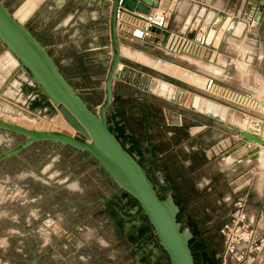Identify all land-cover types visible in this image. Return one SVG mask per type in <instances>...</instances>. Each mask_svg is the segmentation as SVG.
Masks as SVG:
<instances>
[{
	"label": "rangeland",
	"instance_id": "374dc122",
	"mask_svg": "<svg viewBox=\"0 0 264 264\" xmlns=\"http://www.w3.org/2000/svg\"><path fill=\"white\" fill-rule=\"evenodd\" d=\"M0 1L14 14L24 0ZM48 3L56 9L50 0H45V7ZM43 7L35 22L31 24L25 20L23 25L41 44L64 45L59 46V53L70 66L61 67V70L73 80L72 86L89 107L97 112L104 99L101 81L106 76L105 72L92 73L91 70L97 72L98 68L94 70L92 62L80 64L75 55L78 51L76 47L87 44L78 41L79 33L86 34L88 30L97 29L101 22L77 21L73 29L57 28L58 21L53 20L51 12ZM75 29L79 30L78 33H74ZM46 31L50 33L44 38ZM119 42L121 51L129 50L132 54L121 56L122 60L145 71L152 80L143 82V85L149 86V91H146L147 95L142 94L144 97L140 102L136 101L135 92L129 89H125L124 98H114L107 112L108 127L127 144L123 130L126 128L134 132V140L138 144L143 142L141 125L145 119L162 122L167 128H179L188 122L197 126L206 125L202 140L209 162L175 187L173 195L179 207L178 220L190 229L194 238L192 248L199 260L203 255L205 264H235L232 259L224 258L219 229L229 220L234 203L245 194V187L250 184L249 175L248 178L238 175L241 171L224 172V160L238 155L239 151L233 155L230 152L240 146L241 140L233 131L215 124L216 120H221L219 117L191 107L189 100L198 96L225 107L227 114L221 121L233 129L245 127V122L253 118L260 120L254 125L259 130L264 125V105L255 111L241 112L209 97L204 91V82L207 77H214L221 86L251 94L258 102L253 92L228 87L250 83L227 80L215 67L189 64L182 58L190 57L166 55L147 43ZM48 52L53 53L51 48ZM197 60L208 63L205 59ZM221 64L216 66L220 68ZM163 65L171 69L170 72H165ZM91 76L99 81L83 85ZM76 77L79 83L74 82ZM155 80L174 85L175 91H182L179 101L167 100L166 93L152 91ZM243 113L250 119L246 120ZM21 119L30 123L32 130L67 131L57 123L60 121L63 124L59 113L40 94L27 73L6 58V50L0 45V120L16 123ZM258 130L255 129V132L258 133ZM69 134L79 137L71 131ZM261 135L264 139V131ZM22 141L21 136L0 130V151H7ZM250 145L258 149L255 144ZM129 148L134 151L135 146L129 145ZM246 150L237 159L245 161L257 155L253 163L255 167L264 169V149L260 154L256 152L243 159L252 151ZM45 167L47 169L43 171ZM261 168L255 172H263ZM146 171L157 193L164 196L166 192L156 184L152 171ZM138 212L135 203L130 204L119 194H113L109 180L84 155L68 147L35 143L18 156L0 163V264H167L153 232L149 227L143 229L142 225L145 226L146 222Z\"/></svg>",
	"mask_w": 264,
	"mask_h": 264
},
{
	"label": "crops",
	"instance_id": "0c3cea01",
	"mask_svg": "<svg viewBox=\"0 0 264 264\" xmlns=\"http://www.w3.org/2000/svg\"><path fill=\"white\" fill-rule=\"evenodd\" d=\"M259 1L261 0H163V7H173V13L168 21L167 28L165 31L154 30L152 37L142 43L150 44L161 50L162 39L167 32H183L187 37L194 38L199 31L198 27L204 25L200 29L205 33L207 43H209V51L214 52L213 60L205 64L192 58H182V60L192 65L215 67L223 75H226L225 78L227 80L242 81L245 84L250 83L251 85H228V87L235 90L253 92L258 103L264 105V3L253 14L254 17L256 14L259 16L256 26H248L246 20L247 16H249V5L252 2L259 3ZM44 2L45 0L36 7L27 19L31 24L37 20L40 8L43 6V8H47L51 12V18L58 21L57 28L73 29L77 21L79 23H86L88 21L101 22L98 24L97 29L88 30L86 34L80 35L79 33L80 37L78 41L87 44L81 48L76 47L78 51L75 57L81 61L80 64H91L92 62L93 69L98 68L97 72L96 70H91L92 73L105 72L106 75L111 58L108 30L110 8L101 3L95 4L87 0H67L65 5L57 10L49 3L45 7ZM189 7L190 9L193 7L197 9H195L194 13L190 16L189 23H187L188 15L191 13L188 10ZM185 16L186 18L184 19ZM171 18L172 23L175 25L170 23ZM198 21L199 24L197 26ZM209 29L211 31L213 29L214 31L210 33ZM78 31V29H75L74 33H78ZM49 33V31L44 32L43 37L46 38ZM42 45L47 52L50 48L52 49L53 53L48 52V54L52 57L65 78L71 85H74L72 83L73 80L71 81L69 76L61 70V67L69 68L70 66L68 60L59 53V46L64 45L57 46L56 44H50L47 46L43 43ZM218 64H221L220 68L216 66ZM125 66L127 68L125 82L114 81L113 100L115 97L124 98L125 89H129L135 92L137 95L136 101L140 102L142 101V94L147 95L146 91H149V86L143 85V82L145 80H152V78L145 71L132 66L128 61H125ZM82 73H84L83 70ZM161 74L168 76L164 73ZM104 80L105 76L101 81L102 85H104ZM94 81H99V79L91 76L89 81H86L83 85H93ZM130 81H133L135 84H130ZM74 82L79 83V78L76 77ZM117 86L119 88L115 89ZM242 116L246 120L250 119L244 113ZM185 119L189 118L185 117ZM259 121L251 118V120L245 122L247 123L245 127L250 126V124L255 125ZM191 122L193 121L191 120ZM141 126L143 142L137 144L134 140L136 134L126 128L125 130L121 128V131L123 130L124 132L122 135H124V138H127L129 145L135 146L134 152L139 157L141 165L146 170L152 171L155 179L156 173L161 176L164 187L157 180L156 184L164 192H170L173 195L176 186H179L190 175H194L200 171L209 162V158L205 155L206 146H204L202 140L203 128L206 125L199 124L197 126L188 122L186 124L183 123V126L179 128H167L162 122L145 119ZM245 127H241L240 129H244ZM259 132L257 134L260 136L261 131ZM229 137L232 138V135H229ZM246 149H251L254 152L256 150L254 145L247 144L239 151L238 155L245 153ZM263 149L264 147H261L257 149V152L260 154ZM238 155L229 156V158L224 160V172L241 171L238 174L241 175V178H248L250 176V184L246 185L245 188L247 189L244 194L247 195L246 211L247 216L253 221V227L262 236L264 235V169L260 167L263 172H255L256 169H260L259 167H255V163H253L256 157L254 158L253 156L245 161H237ZM236 161L237 164L234 165ZM46 169L47 167L43 171H46ZM172 197L174 199V195ZM125 200L131 204L129 199ZM142 226L145 230L148 227L146 224Z\"/></svg>",
	"mask_w": 264,
	"mask_h": 264
},
{
	"label": "water",
	"instance_id": "95a60500",
	"mask_svg": "<svg viewBox=\"0 0 264 264\" xmlns=\"http://www.w3.org/2000/svg\"><path fill=\"white\" fill-rule=\"evenodd\" d=\"M56 9H61L67 0H50ZM110 8L109 41L111 58L104 80V99L98 111L94 112L79 95L71 83L60 72L52 57L41 42L13 15L0 1V45L16 60L18 66L29 76L40 94L57 110L66 124L78 134V138L56 131H36L25 129L13 123L0 120V130L19 135L23 138L15 147L0 151V163L18 156L31 145L46 142L49 146H63L84 154L94 162L109 180L113 194L125 193L132 199L139 216L154 234L158 248L166 258L167 264H196L189 241L190 229L178 220L179 207L170 192L159 196L141 165L137 154L130 150L129 144L121 143L109 129L107 112L113 101L115 80L125 82L127 68L120 56V42L116 28V12L134 19L147 15L151 8L157 7L156 0H131L133 8L122 6V0H87ZM197 1V0H196ZM264 0H261L262 6ZM259 14V13H258ZM257 14L254 20L258 22ZM167 33L162 39L163 46ZM130 84H135L130 81ZM148 90V89H146ZM182 91H175L174 85H167L166 99L179 101ZM215 124L233 131L243 142L230 155L240 151L245 144L264 145L263 139L255 130L233 129L221 120ZM257 149L245 155L248 158ZM242 160V159H241ZM237 164V161L234 165ZM157 182L164 187L161 176L156 173Z\"/></svg>",
	"mask_w": 264,
	"mask_h": 264
},
{
	"label": "built area",
	"instance_id": "2783aa9c",
	"mask_svg": "<svg viewBox=\"0 0 264 264\" xmlns=\"http://www.w3.org/2000/svg\"><path fill=\"white\" fill-rule=\"evenodd\" d=\"M156 1L157 7L151 8L147 15H140V19L129 18L118 11L116 12L119 41L142 43L152 37L154 30H166L173 13V7H163V0ZM260 3L261 1L259 3L252 2L249 5V16L246 20L250 27L258 24L254 20L253 14L260 7ZM198 24L199 21L197 26ZM198 29L199 33L197 32V36L194 38L187 37L183 32H167L166 42L160 49L166 55L187 56L211 61L214 52L209 51L205 33H200V27ZM204 91L209 97L219 99L241 112L255 111L260 107L251 94L235 92L223 87L211 76L205 79ZM246 207L247 195H243L234 203L229 220L219 229V235L224 245V258L232 259L235 264H264V235H259L253 227V221L247 216Z\"/></svg>",
	"mask_w": 264,
	"mask_h": 264
},
{
	"label": "bare ground",
	"instance_id": "6f19581e",
	"mask_svg": "<svg viewBox=\"0 0 264 264\" xmlns=\"http://www.w3.org/2000/svg\"><path fill=\"white\" fill-rule=\"evenodd\" d=\"M43 0H24L19 6L18 8L16 9L15 13L12 14L14 19H16L19 23L23 24V22L25 20L28 19V17L34 12V10L36 9V7L42 2ZM62 0H58V2H61ZM122 6L127 8L128 10L132 9L133 8V3L131 0H122ZM195 9H197L196 7H193L190 9L189 7V12H191L189 15H188V18H187V23H189L190 21V16L194 13ZM201 13V11H200ZM217 22V21H216ZM220 22V21H219ZM217 25V24H216ZM214 30L212 29V31L210 30V33H212ZM200 33H203V30L200 31ZM119 49H120V46H119ZM142 52V51H141ZM132 54H130V51L129 50H124V51H121L120 50V56H131ZM6 57L11 61L12 64H17L16 60L6 51ZM123 58V57H122ZM126 59V58H124ZM128 60V59H127ZM163 70H165V72H170L171 69H169L167 66H164L163 65ZM157 72V71H156ZM159 73V72H158ZM226 76V75H225ZM152 78V77H150ZM174 79V78H173ZM198 80V79H196ZM167 82V81H166ZM152 91H159V93H166L167 91V85L165 83H162L158 80H155L154 81V88L151 89ZM158 93V92H156ZM189 94V93H188ZM190 95V94H189ZM186 96V95H184ZM185 101V100H184ZM189 105L193 108H196L197 110H199L200 112L204 113V114H207V115H211V116H217L219 117L221 120H223V118L226 117V110L223 106H220L218 104H215L211 101H208V100H205L203 98H199L198 96H193L190 98L189 100ZM57 113H59L57 110H56ZM60 115V113H59ZM61 116V115H60ZM62 118V116H61ZM24 119V118H22ZM16 120L17 122L16 123H13L15 125H18V126H21L25 129H29V130H32L30 128L31 124L28 123L27 121L25 120ZM63 119V118H62ZM5 120V118H4ZM11 120V119H10ZM6 122V121H5ZM8 122V121H7ZM32 122V121H31ZM10 123V122H9ZM34 123V122H33ZM39 123V122H38ZM59 125L63 126V128H65V132H62V131H56V132H61V133H65V134H68L70 136H72L70 133L71 132H74L67 124L66 122L64 121L63 119V124L58 121L57 122ZM264 123V122H263ZM42 124V123H41ZM40 124V125H41ZM32 127V126H31ZM36 127V126H35ZM34 129V128H33ZM52 129V128H51ZM258 128L254 127L253 124H250V126H247L245 127L244 129H241V130H255ZM36 131H44V130H39V129H34ZM259 130L260 131H264V125H261L259 127ZM258 130V131H259ZM260 137L263 139L262 135L260 134ZM264 141V139H263ZM259 148L261 147H264V145H256ZM249 153H247L246 155H248ZM252 156V155H250ZM257 156V155H256ZM255 156V157H256ZM244 157V156H243ZM254 157V158H255ZM229 158V157H228ZM241 160V159H240ZM240 160H237V161H240Z\"/></svg>",
	"mask_w": 264,
	"mask_h": 264
},
{
	"label": "trees",
	"instance_id": "16d2710c",
	"mask_svg": "<svg viewBox=\"0 0 264 264\" xmlns=\"http://www.w3.org/2000/svg\"><path fill=\"white\" fill-rule=\"evenodd\" d=\"M109 129L111 130V131H113L110 127H109ZM113 133L115 134V136H116V138L121 142V143H124L123 142V140L120 138V136H119V134L116 132V131H113ZM82 155H84V154H82ZM85 156V155H84ZM90 162L92 163V164H94V162L92 161V160H90ZM101 173H103L100 169H98ZM104 174V173H103ZM155 188H156V186H155ZM123 199H129V197L125 194V193H120L119 194ZM159 195V194H158ZM160 196V195H159ZM130 200V202L131 203H135L132 199H129ZM136 204V203H135ZM141 217V216H140ZM141 219H143L142 217H141ZM144 220V219H143ZM194 241V238H192L190 241H189V247H190V249L192 250V252H193V255H194V259H195V263L196 264H205V260H204V258L202 259V257H203V255H201V259L199 260L198 259V256L194 253V251H193V248H192V242Z\"/></svg>",
	"mask_w": 264,
	"mask_h": 264
},
{
	"label": "flooded vegetation",
	"instance_id": "af4514ba",
	"mask_svg": "<svg viewBox=\"0 0 264 264\" xmlns=\"http://www.w3.org/2000/svg\"><path fill=\"white\" fill-rule=\"evenodd\" d=\"M164 192L162 191V194H163ZM161 197H162V195H160Z\"/></svg>",
	"mask_w": 264,
	"mask_h": 264
}]
</instances>
